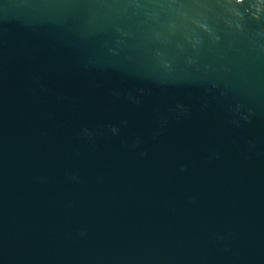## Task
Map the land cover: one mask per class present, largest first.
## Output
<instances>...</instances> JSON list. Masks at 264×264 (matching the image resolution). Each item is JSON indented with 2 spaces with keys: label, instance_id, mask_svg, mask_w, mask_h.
<instances>
[{
  "label": "water",
  "instance_id": "95a60500",
  "mask_svg": "<svg viewBox=\"0 0 264 264\" xmlns=\"http://www.w3.org/2000/svg\"><path fill=\"white\" fill-rule=\"evenodd\" d=\"M0 264H264V0H0Z\"/></svg>",
  "mask_w": 264,
  "mask_h": 264
}]
</instances>
